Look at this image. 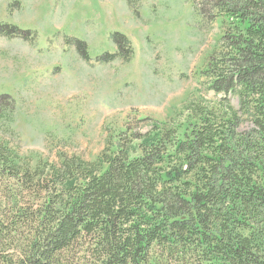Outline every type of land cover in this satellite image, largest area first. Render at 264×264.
Masks as SVG:
<instances>
[{
	"label": "trees",
	"instance_id": "trees-1",
	"mask_svg": "<svg viewBox=\"0 0 264 264\" xmlns=\"http://www.w3.org/2000/svg\"><path fill=\"white\" fill-rule=\"evenodd\" d=\"M198 8L231 24L207 71L223 106L127 126L95 160L52 162L0 139V264H264V0ZM14 111L8 96L0 119Z\"/></svg>",
	"mask_w": 264,
	"mask_h": 264
},
{
	"label": "rangeland",
	"instance_id": "rangeland-1",
	"mask_svg": "<svg viewBox=\"0 0 264 264\" xmlns=\"http://www.w3.org/2000/svg\"><path fill=\"white\" fill-rule=\"evenodd\" d=\"M198 1L0 0V25L23 31L0 34V105L15 101L0 139L52 162L95 160L127 126L144 132L184 123L198 106H223L207 71L231 24L205 20ZM115 34L127 36L128 60Z\"/></svg>",
	"mask_w": 264,
	"mask_h": 264
},
{
	"label": "bare ground",
	"instance_id": "bare-ground-1",
	"mask_svg": "<svg viewBox=\"0 0 264 264\" xmlns=\"http://www.w3.org/2000/svg\"><path fill=\"white\" fill-rule=\"evenodd\" d=\"M82 56V55H81ZM184 56V55H183Z\"/></svg>",
	"mask_w": 264,
	"mask_h": 264
}]
</instances>
